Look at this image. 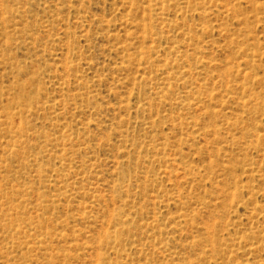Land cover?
<instances>
[{
  "label": "rangeland",
  "instance_id": "1",
  "mask_svg": "<svg viewBox=\"0 0 264 264\" xmlns=\"http://www.w3.org/2000/svg\"><path fill=\"white\" fill-rule=\"evenodd\" d=\"M0 264H264V0H0Z\"/></svg>",
  "mask_w": 264,
  "mask_h": 264
}]
</instances>
